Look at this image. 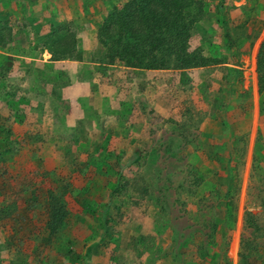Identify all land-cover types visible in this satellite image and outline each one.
I'll return each instance as SVG.
<instances>
[{"label":"rangeland","instance_id":"374dc122","mask_svg":"<svg viewBox=\"0 0 264 264\" xmlns=\"http://www.w3.org/2000/svg\"><path fill=\"white\" fill-rule=\"evenodd\" d=\"M202 1L207 10L185 50L218 65L140 73L102 67L98 77L80 79L73 95L86 98L79 101L12 95L10 116L17 110L15 120L29 125L14 136L0 113V141L7 142L0 150V264H264V91L253 90L257 73L243 61L264 43V21L253 12L243 19L226 0ZM113 5L94 2L88 12L98 8L99 18L79 26L38 11L25 18L72 34L81 27V61L94 69L102 47L88 31L97 32ZM8 17L4 29L13 25ZM16 20L25 23L22 15ZM31 86L43 89L36 78ZM24 105L37 114L24 115ZM45 107H61L69 123L58 116L43 124ZM52 154L60 173L46 170ZM21 161L29 162L26 174ZM49 192L67 212L52 231ZM132 237L139 245L130 248ZM125 240L129 246L119 249Z\"/></svg>","mask_w":264,"mask_h":264},{"label":"crops","instance_id":"0c3cea01","mask_svg":"<svg viewBox=\"0 0 264 264\" xmlns=\"http://www.w3.org/2000/svg\"><path fill=\"white\" fill-rule=\"evenodd\" d=\"M109 1L116 5L127 0H0V38L3 36L4 31H6L3 27V23L1 22V20L4 19L3 15L9 16L7 19H9V21L13 24L11 25L13 28L11 27L10 29L11 33L9 37L5 39V45H0V113L6 114L9 117V131L13 132L14 136L22 135L21 127L26 131L29 125V123L24 119L20 124L15 120L14 114L17 110L13 112L12 116H10V105L13 103L11 98L14 93L27 95L29 97L30 95H33V92H35L39 96L33 95L34 100L42 97H47V99L62 97L65 100L67 98L77 100L80 96H74L73 92H75L77 90V87L81 85L79 83L81 81L80 79H90L93 77H98L100 75L99 73H101L100 70H103L99 63L97 64V68L92 69L88 66V64H86L87 62L85 61H51V56L45 49V46L40 42H37L35 37L36 35L43 36V28H46V26L47 29L45 33H47L51 28H48V25H45L44 27L43 24H40L38 28H35V26L38 25L39 21L38 23L36 21L34 22L37 25L30 23L29 20H26L25 18L27 14L31 13L36 15V11H38V13L43 17L49 15L55 17V19L60 23L69 20L74 26H79V24H81L80 21L82 19L85 20L84 17H88L90 20H96L99 18L100 13L98 8L94 9L95 15H92V10L88 12L89 7L92 8L94 6V2L107 3ZM224 5H226V9H234L235 11H239L243 19H246V17L250 18L252 16L250 15V13L253 12L256 13V17H258V19H262L264 21V0H254L253 3L251 0H226ZM4 6L5 8H3ZM205 10H207L206 7ZM20 15H22V19L24 20V22L28 23L26 27L16 25V19L20 18ZM92 25L93 23H91L89 27H91ZM197 27L200 26H198L197 24L195 28ZM79 29H81V27H79ZM79 29L75 28V35L76 38L80 40V44L78 43V46L81 47L82 38L77 35V32L80 31ZM88 33H92L94 37H96L97 35L96 30L88 31ZM258 51L259 46L254 47L250 55L251 57H249L248 55L246 57H243V61L251 65V75L252 73L254 74V72H256ZM227 66L234 67L232 66V64H227ZM107 69V71H109V69H112V71L116 73L119 72V70L136 71L140 73L139 70L126 69L122 66H108ZM156 71L163 72L164 70H148L145 72ZM33 72H42L49 74V76L52 75L53 77L43 82L42 78L34 75ZM60 77L63 78V81L60 80V82H58L57 80H59ZM35 78L39 82H41L43 89L36 90L33 88V86H31L32 80L35 81ZM256 86L257 84L253 87L254 91H256V88L258 89V86ZM83 97L85 96H82L80 98ZM81 100L79 102V110H81V116L84 117L87 112V107L81 102ZM12 106L13 109H15V106ZM24 106L28 107L23 109L24 115L29 116L31 114H37L36 111H34L32 107H30V105ZM45 108H47V111L45 112L44 118L41 121L43 124H53L58 116L62 117L63 122L69 123L67 118H64V116H62L61 107ZM39 114H42V112ZM22 150L27 151L28 154L27 146H23ZM43 153L47 155L49 151L45 149ZM21 162L24 172L22 171L20 173L26 174L29 162ZM46 162L53 164V166L51 167V171L46 169L48 172H50V174L60 173L62 171L61 166L56 163V157L54 154H52L51 157H47ZM44 169L45 168H43V171ZM76 173L73 175L74 178L75 176H78L76 175ZM94 206L95 204H92L90 206V209L92 211H94L95 207L98 205L96 204V206ZM103 206L108 207L109 204L99 205L100 208ZM121 237L122 239L126 238L127 234L123 232V235ZM130 240V248H132L134 244L137 246L139 245L137 244L138 239L132 237L130 238ZM126 242V240L123 241L119 249H122L125 244L126 247H128L129 242Z\"/></svg>","mask_w":264,"mask_h":264},{"label":"trees","instance_id":"16d2710c","mask_svg":"<svg viewBox=\"0 0 264 264\" xmlns=\"http://www.w3.org/2000/svg\"><path fill=\"white\" fill-rule=\"evenodd\" d=\"M204 12L202 0H127L121 5H113L97 30L98 43L102 47L97 63L101 67L122 66L139 71L167 70L171 67L186 71L218 65L220 60L206 58L198 50H185ZM27 25L25 22L22 26ZM60 27L52 26L43 36L35 34L36 41L45 46L51 61H81V48L76 35L64 32ZM5 29L0 38L1 46L5 45V39L11 33V28ZM175 45L183 51L180 53L177 50V56ZM256 73L261 94L264 91V43L257 54ZM5 143L0 141V150L6 147ZM49 197L51 213L47 226L52 231L62 223L67 212L57 195L49 192ZM104 222L108 223L106 216Z\"/></svg>","mask_w":264,"mask_h":264}]
</instances>
